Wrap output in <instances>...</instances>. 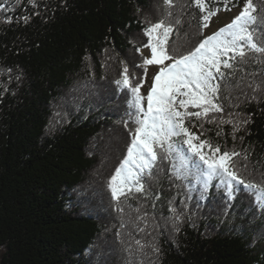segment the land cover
Here are the masks:
<instances>
[{
    "label": "trees",
    "instance_id": "trees-1",
    "mask_svg": "<svg viewBox=\"0 0 264 264\" xmlns=\"http://www.w3.org/2000/svg\"><path fill=\"white\" fill-rule=\"evenodd\" d=\"M190 5L0 0V264H264V209L245 192L225 200L213 181L202 197L167 160L147 180V198L137 193L118 204L108 188L132 127L115 81L124 66L140 76L134 66L147 57L150 24L174 26L169 48L177 56L210 35ZM256 59L264 57L250 53L248 63L224 69L235 71L219 81L224 111L190 131L222 151H247L241 175L260 182L264 94L246 87L264 79ZM243 118L249 122L234 132Z\"/></svg>",
    "mask_w": 264,
    "mask_h": 264
},
{
    "label": "snow or ice",
    "instance_id": "snow-or-ice-1",
    "mask_svg": "<svg viewBox=\"0 0 264 264\" xmlns=\"http://www.w3.org/2000/svg\"><path fill=\"white\" fill-rule=\"evenodd\" d=\"M163 2L169 9L173 6V0ZM190 6L198 10L199 16L194 15L193 19H198L203 33L213 17L222 10L231 11L236 3L233 0H191ZM261 13H264V0L259 4L255 0H242L241 10L229 23L178 56L172 55L169 48L170 36L174 33L171 23L160 20L145 28L148 40L144 47L150 50V55L142 57L141 64L134 66L141 69L140 76L130 74L128 66H124L121 77L115 81L126 94L125 127L132 125L126 155L108 181L111 197L118 204L122 198H137V193L147 198V180L155 179L153 170L158 161L167 160L172 165V175L177 180L188 179L197 184L202 197L213 181H218L215 187L223 190V199L231 201L237 193L245 192L257 207L264 209V173L260 182L241 175L242 170H248V152L222 151L219 145L201 139L203 131L199 135L190 131V126L203 130L205 122H216V117H210V113L224 111L218 103L219 81L235 75V71L226 73L224 69L235 70L238 64L248 63L250 53L253 57L257 54L264 57V15ZM167 16H172L171 11ZM29 18L22 17L25 23ZM175 24L180 25L181 19L176 18ZM255 62L264 64L262 59ZM149 66H156L157 70L146 94H142ZM246 87L264 94V79L260 84L250 82ZM196 121L200 123L197 125ZM248 122L247 118L240 119L233 125V131L238 132L240 124ZM219 123L232 121L219 120ZM172 212L178 221L180 216L175 209ZM136 243L139 245L140 241ZM154 251L159 249L154 248Z\"/></svg>",
    "mask_w": 264,
    "mask_h": 264
},
{
    "label": "rangeland",
    "instance_id": "rangeland-1",
    "mask_svg": "<svg viewBox=\"0 0 264 264\" xmlns=\"http://www.w3.org/2000/svg\"><path fill=\"white\" fill-rule=\"evenodd\" d=\"M233 3H236V7H233L231 11H220L215 17L212 18L210 22V26L206 28L207 34H212L213 32L217 31L220 27L226 25L231 21V19L239 13L242 7V0H233ZM231 6V5H230ZM143 52L146 54V56L150 55V50L148 48H144ZM149 76H148V82L144 85V87L141 88V93L146 94L148 90V85L151 83V78L153 74L155 73L156 66H149Z\"/></svg>",
    "mask_w": 264,
    "mask_h": 264
}]
</instances>
